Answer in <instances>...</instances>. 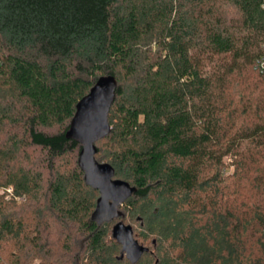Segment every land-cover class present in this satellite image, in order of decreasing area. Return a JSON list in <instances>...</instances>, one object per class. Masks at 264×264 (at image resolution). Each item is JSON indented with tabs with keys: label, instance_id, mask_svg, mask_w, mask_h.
I'll return each mask as SVG.
<instances>
[{
	"label": "trees",
	"instance_id": "16d2710c",
	"mask_svg": "<svg viewBox=\"0 0 264 264\" xmlns=\"http://www.w3.org/2000/svg\"><path fill=\"white\" fill-rule=\"evenodd\" d=\"M261 60L264 0H0L3 263L132 264L113 237L122 222L148 249L136 264H264ZM103 77L117 88L95 157L136 188L112 228L92 219L100 193L67 138ZM29 148L43 153L46 189Z\"/></svg>",
	"mask_w": 264,
	"mask_h": 264
},
{
	"label": "water",
	"instance_id": "95a60500",
	"mask_svg": "<svg viewBox=\"0 0 264 264\" xmlns=\"http://www.w3.org/2000/svg\"><path fill=\"white\" fill-rule=\"evenodd\" d=\"M116 88L114 78H100L77 104L76 114L67 132L68 139L76 140L82 146L79 166L85 174L86 184L100 193L92 215L99 225L120 217V208L136 191L128 182L115 178V169L111 164L99 162L95 157L96 143L111 132L108 117ZM113 237L122 246V256L125 255L132 264L138 263L148 250L135 240L133 228L122 222L114 226Z\"/></svg>",
	"mask_w": 264,
	"mask_h": 264
},
{
	"label": "rangeland",
	"instance_id": "374dc122",
	"mask_svg": "<svg viewBox=\"0 0 264 264\" xmlns=\"http://www.w3.org/2000/svg\"><path fill=\"white\" fill-rule=\"evenodd\" d=\"M0 142H3L2 140H0ZM100 146V145H99ZM102 149H104L102 147ZM27 152H28V155H30V167L32 168L33 171H41L44 176H43V181H42V186L44 189H46L47 187V181L49 179V174L50 171L45 169L44 167V157H43V153H41L39 150H34V148H29L27 149ZM103 155V153H102ZM23 157H25V155H23ZM77 155L76 153H71V154H68L66 155V157L62 160V165L64 166L63 168H67L70 163H74L77 161ZM99 160L103 161L104 160L102 159L101 155L100 157L98 158ZM26 162V161H25ZM224 162L225 164L228 166L226 169H225V172H224V176L225 177H229L231 176L234 171H235V166L231 165L233 164L234 162V157H231V156H227L224 158ZM60 171H65V170H60ZM3 189L0 190V195H4L3 193ZM5 196V195H4ZM6 199V197H5ZM6 200H10V199H6ZM17 201L21 202L23 200V198H17L16 199ZM127 214V213H126ZM119 220L117 221H113V223L110 224V228L113 227V225L118 222ZM124 222L126 224H130V217L128 215H126L125 219H124ZM57 226L54 225V228H53V231H52V234H53V238L54 240H58L59 239V245H55L54 244V247L52 245V248L54 251H56L58 248L59 250L61 249V241L60 239L64 238L65 236V232L62 230L61 226L56 224ZM134 229H135V238L140 242V243H143V239H142V236H140V229H139V225H134ZM1 248L4 249V253L6 255H9V254H12V253H18V249H15L13 247H10V242L6 241L4 243L1 244ZM30 246L27 247V249L29 250ZM12 250V251H11ZM23 253V252H22ZM21 253V254H22ZM41 259L40 258H36L34 260L31 261V264H41Z\"/></svg>",
	"mask_w": 264,
	"mask_h": 264
},
{
	"label": "built area",
	"instance_id": "2783aa9c",
	"mask_svg": "<svg viewBox=\"0 0 264 264\" xmlns=\"http://www.w3.org/2000/svg\"><path fill=\"white\" fill-rule=\"evenodd\" d=\"M257 68H259L261 71H264V60L259 61ZM6 199H11L13 196V188L9 187L6 190H3L2 192ZM0 264H4L1 257H0Z\"/></svg>",
	"mask_w": 264,
	"mask_h": 264
}]
</instances>
